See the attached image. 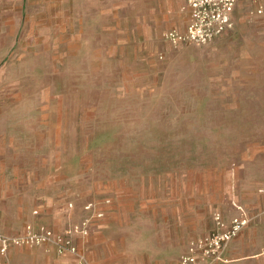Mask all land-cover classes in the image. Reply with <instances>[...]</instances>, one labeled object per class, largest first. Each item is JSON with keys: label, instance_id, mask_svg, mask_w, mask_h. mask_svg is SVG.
Masks as SVG:
<instances>
[{"label": "rangeland", "instance_id": "rangeland-1", "mask_svg": "<svg viewBox=\"0 0 264 264\" xmlns=\"http://www.w3.org/2000/svg\"><path fill=\"white\" fill-rule=\"evenodd\" d=\"M110 4L0 0V143L26 151L45 129L67 204L164 211L113 222L147 231L133 254L167 233L163 255L180 258L236 199L257 254L223 264H264V16L245 9L213 42L176 46Z\"/></svg>", "mask_w": 264, "mask_h": 264}, {"label": "crops", "instance_id": "crops-1", "mask_svg": "<svg viewBox=\"0 0 264 264\" xmlns=\"http://www.w3.org/2000/svg\"><path fill=\"white\" fill-rule=\"evenodd\" d=\"M109 1L112 2L110 6L114 12L134 7L135 21L143 27L153 25L157 33L161 32L162 26L165 29L164 35L173 29L185 31L190 22V8L182 0ZM262 6L264 8V1ZM257 7L258 5L251 1L240 3L234 15L235 24L237 17L245 9L251 18L257 19L264 16V13L252 14ZM33 132L26 151L17 152L15 146L0 143V230L7 235H22L26 232L28 225L35 228L46 225L56 232H61L68 224L79 222L87 214L85 206L90 201L84 202L82 198H76V206L73 202L67 204L63 201V195L59 193V179L62 177L59 174V164L49 165L46 130L40 128ZM106 200L110 199L105 198L99 205L105 212L104 218L94 222L91 235L85 242L78 240V243L81 242V245L86 248L91 264H177L189 251L194 240L210 234L216 227L215 223L212 231L195 239L188 236L187 250L180 258L175 255L171 257L167 254L163 255L165 252L162 250L169 246L167 242H170L174 236H169L167 233L162 235L166 243L154 242L147 249L137 250L133 254L125 249L128 238L133 234L137 237L143 236L142 232L147 231L144 228L141 229L139 225L113 224V222H122L123 217L130 212L145 216L164 211L149 207L126 209L122 207L120 198H117L115 206L110 202L106 203ZM233 202L237 210L233 218L241 214V209L247 214L243 204L236 199ZM70 204L74 206L71 208ZM36 211H38L37 214ZM44 217H49L52 221L44 222ZM249 228L246 226L239 236L229 243L224 253L225 260L219 264L257 254L256 246L250 245L251 230ZM36 254L37 257H35ZM32 255L34 257H31ZM7 260L8 264H75V257L72 254H59L52 246L50 248L13 246L7 255L0 254V264H6Z\"/></svg>", "mask_w": 264, "mask_h": 264}, {"label": "built area", "instance_id": "built-area-1", "mask_svg": "<svg viewBox=\"0 0 264 264\" xmlns=\"http://www.w3.org/2000/svg\"><path fill=\"white\" fill-rule=\"evenodd\" d=\"M190 8V22L185 31L173 29L166 33V38L173 45L184 44L207 45L235 26V11L240 3L251 1L258 7L252 14L262 15L264 0H182ZM110 200H106L109 203ZM74 205L70 204L72 208ZM86 216L79 222L68 224L63 231L42 225L35 228L28 225L22 235H7L0 230V254L7 255L13 246L55 247L59 254L70 253L75 257V264H91L85 248V242L91 235L94 222L102 219L105 212L98 202L90 201L85 206ZM36 214L38 211L35 212ZM215 230L210 234L194 240L189 251L177 264H219L223 262L224 253L229 243L248 225L246 212L227 222L222 212L215 214Z\"/></svg>", "mask_w": 264, "mask_h": 264}]
</instances>
